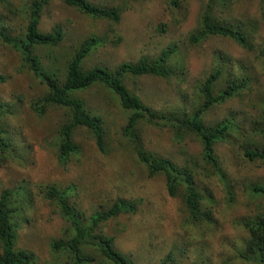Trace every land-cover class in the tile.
<instances>
[{"label": "rangeland", "instance_id": "1", "mask_svg": "<svg viewBox=\"0 0 264 264\" xmlns=\"http://www.w3.org/2000/svg\"><path fill=\"white\" fill-rule=\"evenodd\" d=\"M94 1L123 7L116 28L122 41L101 47L86 60L85 68L99 65L114 69L142 56L157 58L164 49L176 46L170 78L145 76L126 82L147 106L168 113L182 107L190 109L201 101L199 87L214 71L218 63L215 56L222 54L238 75L251 77V89L213 107L204 122L214 125L234 117L249 133L247 140L252 138L264 146V136H253L250 129L256 122L259 128L264 125V0H230L227 8L221 4L214 7L213 14L226 22L255 25L251 51L222 37H210L199 46L189 45L187 38L198 27L209 0H179L177 7L168 0ZM10 2L11 11L8 5L0 4V27L20 35L26 28V11L32 0ZM56 27L64 33L62 46L53 51L59 57L58 65H62L67 52L73 54L92 35H103L108 23L89 19L53 0L43 11L40 30L50 33ZM53 52L39 49L44 65L53 61ZM181 66L184 75H179ZM0 76L5 79L0 83L4 105L0 127L3 138L11 142L9 151L0 152V197L5 190L12 192L10 208L17 209L12 216L17 247L33 252L35 264L63 263L62 257L53 253L52 243L65 237L69 225L48 190L71 185L76 187L74 201L86 216L111 207L119 198L139 201L136 214H123L102 227L105 234L115 238L116 249L135 264H254L241 258L248 239L243 220L257 211L245 188L251 182H264V163L247 161L238 145L218 148L234 193L231 201L221 178L203 161L202 146L196 138L187 135L177 141L172 129L142 124L145 149L181 167L189 165L195 170L198 187L212 195V201L205 203L212 222L194 223L182 195L170 197L165 177H150L138 162L124 136L128 114L110 93L95 86L82 94L88 106L104 117L107 153L83 129L76 133L81 157L62 166L53 141L66 118L64 111L51 109L42 118L36 116L31 103L44 93L45 86L22 68L20 53L2 41ZM224 81L220 80L215 93L224 87Z\"/></svg>", "mask_w": 264, "mask_h": 264}, {"label": "trees", "instance_id": "2", "mask_svg": "<svg viewBox=\"0 0 264 264\" xmlns=\"http://www.w3.org/2000/svg\"><path fill=\"white\" fill-rule=\"evenodd\" d=\"M51 1L53 0H32L26 11L25 30L16 35L1 26L0 41L20 53L22 68L31 72L45 86L44 93L31 103L36 116L42 118L51 109L64 111L66 118L53 141L59 164L66 166L74 158L81 157L82 148L77 142L76 133L83 129L92 135L99 149L107 153L104 117L90 108L82 97L91 88L101 87L117 99L120 108L128 114L124 136L128 138L138 162L146 168L148 175L165 177L168 195H182L194 223L201 220L212 222L209 206L205 205L212 201V195L198 187L194 177L195 170L189 165L181 167L168 158L146 150L140 134L141 125L172 129L177 141L187 135L196 138L202 146L203 161L221 178L232 201L234 193L227 172L222 167L218 148L226 144L238 145L242 151L241 156L247 161L259 160L264 163V146L257 144L252 138L247 140L249 133H246L241 121L234 117H227L214 125L206 124L204 118L213 107L223 105L251 89V77L238 75L228 65L230 60L218 54L215 56L218 63L214 71L199 87L198 97L201 101L190 109L182 107L179 111L168 113L155 111L136 92L131 91L126 82L128 79L145 76L170 78L174 74L170 62L178 52L177 47L173 45L164 49L157 58L142 56L134 63H122L114 69L99 65L85 68L86 60L101 47L106 44L117 45L122 41L116 28L121 21L123 7L94 0H54L89 19L108 23L107 31L103 35L88 37L73 54L69 55L67 52L63 56L67 58L66 61L58 65L59 57L56 58L53 51L62 46L63 30L61 27H56L50 33L40 30L43 11ZM168 1L173 7L179 6V0ZM0 4L8 5L9 10H12L10 0H0ZM220 4L227 8L230 0L208 1L198 27L187 38L189 45L199 46L210 37H222L236 42L246 50H253L255 25L252 22H226L216 17L213 14L214 7ZM39 49L53 52L55 57L49 62V66L42 63ZM184 73L185 68L179 67V75ZM222 78L225 80L224 87L215 93ZM4 80L0 76V83ZM3 107L0 101V119ZM259 124L256 122L250 127L253 136H264V125L259 128ZM10 148L11 142L3 138L0 127V152L5 153ZM245 189L253 202H256L257 211L243 220L248 239L241 258L248 263L264 264V182H251ZM48 195L55 200L60 215L69 225L65 237L52 243V251L62 257V264H135L130 257L116 249L115 238L105 234L102 227L123 214H136L139 201L119 198L111 207L95 210L91 216H86L74 201V185L63 190L50 187ZM11 200L12 192L5 190L0 197V264H35L36 257L33 252L17 247L16 225L12 221L17 209L10 208Z\"/></svg>", "mask_w": 264, "mask_h": 264}]
</instances>
